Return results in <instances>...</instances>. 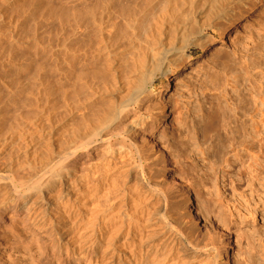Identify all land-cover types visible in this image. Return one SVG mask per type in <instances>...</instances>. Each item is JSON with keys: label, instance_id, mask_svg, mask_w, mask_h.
Here are the masks:
<instances>
[{"label": "bare ground", "instance_id": "1", "mask_svg": "<svg viewBox=\"0 0 264 264\" xmlns=\"http://www.w3.org/2000/svg\"><path fill=\"white\" fill-rule=\"evenodd\" d=\"M257 3L263 4L262 0H11L9 4H7L9 6L7 12L9 13L5 11L1 13L2 15L0 14V24L5 21L8 25L6 30L0 29V55H2L0 65L1 61L7 57L10 66V74H12L9 93L11 95L10 102L13 109H17L20 112L23 107L26 109V107L41 105V103L38 102V94L41 89L40 87L44 85L43 81L47 80L52 73H59V66L57 65L58 63H56L58 62V58L52 43L45 42V37L50 39L52 35H56L57 39L63 40L61 53L66 55L64 64L67 70L62 72L61 75L65 77L67 81L69 94L64 92L62 95L64 110L58 114L61 119L64 117L62 124L66 129L62 130L61 128L60 130L62 131L60 133L58 131L56 134L59 136V142L56 146L53 144L50 145L49 143L54 137L57 128H52L53 130L45 128V126L53 127L52 123H50L54 119V116H52L53 119L51 117V112L53 111L48 112L45 110L46 107L41 110V113H43L42 116L47 117L50 123L49 125L46 119L44 122H46L47 125L43 124V121L42 123H37L38 120H40L38 119L36 121L39 116L37 114L38 112L35 115L32 113L33 111L30 110L32 112L30 113L29 111L26 115V127L30 128L33 126L32 129H36L37 136H39V139L46 145H44L45 157L41 163L43 174L34 176L17 184L14 180L10 181V178L3 175L0 170V212L6 210L8 204H13L15 208H18V202L23 200L26 201L30 198L26 196L27 194H25V191L31 190H36L37 194H39V197H37L39 200L36 206H39L38 208L41 209L47 207L51 201L49 202L42 197V188L51 181V178L54 179L53 175V177L50 176L51 173L56 170L60 173L62 172L61 170L65 168L68 170L67 164L69 162L78 164V158L82 152L89 150L98 143H103L104 146H107V149L103 147L104 151L106 149V154H104L107 156L109 155L110 159H100L101 163H98V165H95L97 163L93 164L95 166L92 168L93 171H91L92 175L90 176L94 179H90V176H84L85 179L79 177L80 179L78 178V180L75 181L77 183L76 186L73 183V186L76 188L78 184V186H80V184H93L91 190H89L93 193L90 195L99 194L100 196L102 194L101 198H106L104 199L106 200L105 202L104 200L102 201V204L104 203L103 206L99 202L100 209L102 207L103 209L98 214V210H95L98 206L95 208L92 207L101 199L96 195L97 199L93 197V204L89 202V205H92L88 207L89 209L83 210L82 208L84 207L80 208L79 206L75 213L70 211L72 213L70 217L64 218L65 216L62 217V215L57 221V225L59 226L64 224L69 226L71 223V226H66V232L71 236V238L68 239L73 241V245L76 249H80L81 253H83L81 249L84 247L83 250L85 252L86 247L88 261L92 262V260H94L96 264V262H99L96 261V257L99 256L101 259H104L103 264H199L193 261V259H197L200 254H211V252L214 253V256L209 260L207 259V264H219V262L223 261L221 258L229 253L231 244L230 231L227 234L223 232L222 235L225 234L226 239H222L225 235L218 239L217 230V233H214L215 231L211 233L209 229L206 230L208 232L210 231V235H208L209 241L213 240L217 235L216 238L218 240H215H217V243L219 242L218 245L221 246L219 247L217 245L216 247L213 245L210 247L211 244L209 246L207 242L203 243L201 241V239L205 237L204 235L202 237L201 234L197 232L198 230L196 232L194 228H192L194 231L192 229L190 230V226L185 224L188 218L190 222L192 220L197 222L194 226L199 227L200 213L206 210V208L208 210L207 204L205 205L206 202H203L207 198H205V200L202 199L203 201L201 200L202 202L200 205L198 204L200 202H195L192 198L191 190L187 186L191 185V181L194 180H190V178H193L190 177L188 181H185L190 184H181L182 182L180 183V180L177 179L175 175L172 176L171 180L167 179L168 184H166V186H171L170 189H173L172 191L175 192L173 194L177 195V198L175 197V203L172 202V208H176L179 213L178 215H181V217H187H184L186 219H184V221L180 220L181 217H179V219L174 217L175 219H173V215L171 217L173 220L169 219L167 216L169 212H167V210L172 204L169 203L172 201V199L170 200L171 197L169 198L167 195L169 190H166L167 192L164 194L162 189L166 186L161 189V192L158 189V183L156 184V182H158L156 181L157 179L155 180L156 182L154 181L155 184L152 182L153 176L155 175H152V172L154 173L155 171L153 169L151 172L147 170L151 165L148 163V157L146 155L143 156L144 152L142 153V150H140L138 146L135 145L134 141H132L133 139L129 137L130 134H134L136 127L140 126L141 123H135L132 127L129 126L130 128L126 131V126L122 127V129L124 128L122 131L118 130L120 126L118 129L116 128V132L111 129L112 133H109L108 130L112 126H115L123 115H127V111L130 107L138 105L141 98L150 89L152 91V87L156 80H159L158 78L161 77L166 82L164 90L161 92L162 95L170 90V84L167 82L170 74L173 72L176 75L175 87H180L184 81L186 72L194 65L193 57L188 55V52L193 48L200 49L203 53L198 60L203 59L206 56L205 54L210 56L216 53V55H218L221 51L224 52L223 50H226L224 46L227 42L225 34L232 24V20L235 18L234 12L237 9H242V11L246 10L248 7H253ZM99 6L103 8L102 10H104V13L98 14V11L102 12V10H97V8H100ZM257 29L258 35H262L263 37L264 21L259 23V28ZM210 31L219 36V41L213 46H211V44L214 39L208 35ZM67 43H70L72 47L69 48ZM214 47L215 49L212 51ZM252 49L254 50V48ZM256 52L258 51H255V54ZM44 54H48L51 59V61L48 60L50 61L48 66L45 64L46 58L43 60ZM221 58L223 59V56ZM236 58L235 54H232L227 59L226 63L223 62L226 64L225 67V64H223V82L221 84L216 83L218 85L220 84L217 90L219 94L216 93L218 103H212L215 106L213 108L211 107L212 112L210 113L209 111L207 116L210 118L216 116L220 118L222 122L221 130L217 133L216 137L217 156L215 157L219 159L223 158L224 164H226L227 167L234 166L235 169L238 168L237 174L239 176L245 175L249 179L255 178L259 180L264 177V68H258L260 71L256 72H254L252 68L254 74L251 76V71L249 74L250 77L248 75L246 79H244V75L242 76L241 74L244 82L240 83L239 79L241 77L239 78V70L237 73H234L233 68L234 64H236ZM242 58L244 60V57H241V59ZM223 60L225 61V59ZM246 61L245 59V63H250L251 60ZM239 63L240 62H238V66L240 65ZM257 64L255 66H258ZM242 65L241 67L243 69ZM251 65L253 64L251 63ZM236 70L237 69H235V71ZM133 75L134 77L132 78ZM59 80H61V77H59ZM125 81H130V83H128L130 85ZM97 82L102 83L103 87L101 86L102 88H98ZM124 82L127 84L125 87L123 86L125 84ZM128 86H130V89ZM52 88L54 87L52 86ZM214 90L216 91V89ZM33 91H36V94ZM197 96L199 95L196 94V97ZM23 97H25V101L23 104L21 102L22 108L19 110L20 103L19 106L17 103L20 101L17 102V100H21ZM191 107H193V105ZM18 116L19 115H17V117ZM2 120L3 119L0 120V123ZM68 124H70L69 127ZM142 124H144V121ZM5 135L8 134L6 133ZM8 137L0 140V147L1 143L4 144L7 141ZM193 138L194 136L192 140ZM196 140L197 139L194 141ZM216 141L214 142L216 143ZM55 142L57 141L55 140ZM206 143L207 141L200 142L197 145V150H199L200 154L203 156L211 157L210 154L206 153V149L202 148L203 146L205 147ZM172 147L174 146L172 145ZM187 147L189 148L188 145ZM174 151L175 149L173 152ZM175 153H177V151ZM225 154H230L233 159H224ZM102 156L104 157V155ZM111 157L113 161L116 159L120 162L122 161V165L120 166L116 161L114 163ZM177 157L178 156H176V158ZM132 163L133 166L135 165V168L131 166ZM75 167V170H73L78 173V168ZM82 169L83 166L81 167V170ZM133 169H136L135 171H137L139 175L138 178L141 177L143 179L144 185L138 184L140 182L138 179L136 180V184L138 185V187L136 186L137 188H134L135 185L132 187L128 186V184L134 180ZM82 171H84V169ZM47 172L48 174H45ZM74 172L72 174L75 176L76 173ZM84 172L85 174L87 173L86 170ZM155 173L158 174V172ZM63 174L60 175L64 176ZM80 174L83 173L80 171ZM156 176L157 175H155V177ZM222 178H228L227 174H223ZM91 180L93 181L91 182ZM228 180L229 178L227 181ZM230 180L233 181L232 178H230ZM68 183L70 184V182ZM87 185L85 187L88 190L90 185H88V187ZM160 185L162 186V184ZM139 186H142V188L139 189ZM215 188L219 197L225 195L221 187H219V184L215 183ZM126 191L128 192L127 195L123 194ZM159 191L162 194V203L165 205V208L161 210L160 217L155 216V219L161 218V221H159L161 223H158V228L155 226V229L153 228L154 230L151 225L150 227L148 226L151 230L140 233L143 229L139 231V224L136 222L138 219L134 220L138 216L134 218L133 215H136L138 212V214H144L147 218L151 216L149 215L147 207H142L141 205L145 204V197H149L154 192L155 194L159 193ZM83 192H85L86 195L87 191L83 190ZM81 194L83 193L81 192ZM173 194L170 196H173ZM44 195L46 194L44 193ZM69 195L71 194L69 193ZM90 195H87V197H90ZM77 196H79V194H76L75 197L77 198ZM147 199V201H150L152 197L151 199ZM76 200L77 199H75V201ZM78 200L83 202V199L81 200L79 198ZM85 200L84 202L89 201ZM159 201L157 200V202ZM223 201L224 202L221 201L223 206L227 207L230 217L233 219L235 215L233 207L229 205L227 199H223ZM84 202L80 204H84ZM155 204L157 205V203ZM28 205L24 203L19 210H28L27 216L32 212V210L28 208ZM78 205L79 203H77L76 206ZM63 206L62 209L64 208ZM73 207H75V205ZM71 209L70 207V210ZM63 210H65V208ZM73 210H75V208ZM16 212L18 213V210ZM69 213L67 212V214ZM170 213H172V211ZM205 214L204 218H206ZM44 215L46 216L47 214L45 213ZM142 219L140 223L143 222ZM152 220L150 222L153 224ZM1 221L2 219L0 216V225ZM57 222H55V224ZM231 223L235 225L237 220L233 219ZM141 225L143 226L144 224ZM55 228H57V226ZM241 233H237L240 234L238 236L239 238L242 237ZM214 234L216 235L214 236ZM212 242L216 243V241ZM149 246L151 249L154 248L155 251L152 252V254L148 252L151 255L148 256L149 258L147 261L145 259L142 260V252L139 254L140 251L139 253H135V251H137L136 249H147ZM68 251L67 245L66 253H69ZM241 261V264H258L257 261H250L247 258H242ZM87 264H89V262ZM221 264H225V262Z\"/></svg>", "mask_w": 264, "mask_h": 264}, {"label": "rangeland", "instance_id": "2", "mask_svg": "<svg viewBox=\"0 0 264 264\" xmlns=\"http://www.w3.org/2000/svg\"><path fill=\"white\" fill-rule=\"evenodd\" d=\"M10 1L11 0H0V14L5 11L7 12L8 10L7 8L9 7L7 4H9ZM262 3L263 4L257 3L255 6L248 7L246 10H243V11L242 9L241 10L237 9L234 12L235 18L232 20V24L229 26L225 34L226 35L225 38L227 41L226 45L224 46V48L226 47L225 48L226 50H223L225 53L222 51L221 53H218L220 57L216 55L217 53L215 55L213 54L210 56H207V54H205L206 56L203 59L198 60V58L202 56L203 53L200 49L193 48L191 51L188 52V55L193 57L194 65L192 68H189L188 71L186 72L184 76V81L180 87H175L176 75L173 72L172 74H170L168 78V82H167L170 84V90L168 92H165L162 95L161 92H163L166 82L163 80V78L161 77L158 78L159 80H156L154 86L152 87V91L150 89L141 98L138 105L130 107L127 111V115H123V117L120 119L121 121L119 120L115 124V126H112L108 130L109 133H112L111 132L112 130L116 132L118 127L120 126V129L118 130L122 131L124 130V128L122 129V127L126 126V129H125L126 131L130 127L134 126L135 123H138V124L141 123L140 126L136 127L134 134L133 133L132 135L130 134L129 137H131L133 139L131 140L134 141L135 145H137L138 148L142 150L141 152L142 153L144 152L143 156L146 155L148 157V160L150 161V162L148 161V163H150L151 165H150V168H148L147 170L151 172V170L153 169L155 172H158V174L155 172L154 173L152 172V175L155 174L157 175L156 177H158L156 178L154 175L152 182H154L157 179L156 181L158 182L156 181L155 182L156 184L158 183L157 185L160 191L163 187L166 186V184H168L167 181L171 180L172 176L174 175L177 179L180 180V181L178 180L180 183L182 182L181 184H190L185 181H188L189 180L188 178L190 177L193 178V179L190 178V180H194V181H191V185L187 186L191 190L193 200L195 202L196 201L200 202L198 203L200 205L201 202L203 201L202 199L205 200V198H207L206 199L207 201L205 200L203 202L204 203L206 202L205 205L207 204L206 206H208V210L205 207L206 210H203V212L200 213L202 218L200 216L201 223L199 222L198 224L199 227L194 226L195 224H197V222L192 220L194 223L192 221L191 223L190 220H188L186 216L181 217V215H178L179 213L176 208H172L173 203H175V200L177 198V195L173 194L175 192L172 191L173 189H170L171 186H168V187L166 186L165 187L166 189L165 188L162 189L164 194H166L167 192L166 190H169L167 195L169 196V198L171 197L170 200L172 199V201H170L169 203L171 204L173 202L170 205L171 207L169 206L170 208L167 210V212H169L167 213V216L171 220L175 218L179 219V217H181L180 220H183V221L185 219L184 217H186L187 222H185V224L191 227V228L189 227L190 230L192 228L195 229V232L198 230L197 232L201 234L202 237L203 235L205 237L207 236L206 237L207 239L203 237L204 239L202 238L201 241L203 243L207 242L209 246L211 244L210 247H212L213 245L217 247V245L219 244V242L217 243V240L220 239L221 236L223 237L225 234H227L230 231L229 234H230L231 244L229 247V253L225 254L223 256L224 258L223 257L221 258V260L223 261L220 260L221 262H219V264L224 263V262L225 264L226 263L241 264L242 258H247L250 261H254V262L257 261L258 264H264L263 263L264 262V258H263L264 257V220H263L264 219V177L257 180L255 178L249 179L245 175L239 176L237 174L238 168L235 169L234 166L227 167L226 164H224L223 158L219 159L218 157L217 158L215 157L217 156L216 155V146H217L216 137H217V133L221 130L222 122L220 118L216 116H212L211 118L207 116V113H209V111L211 113L212 108L215 106L212 103L214 102L218 103V97L216 93L219 94L217 90L219 88V85L223 82V73H224L223 64L227 62V59L229 58L230 55L235 54V58L237 57L236 64H234L233 68H234V73H237L239 70V78L240 77L241 78L240 79L238 78V79L240 83L244 82L243 78L244 79L248 78V75L250 74L251 71H252L251 72L252 74L250 75L252 76L254 74L252 68L254 69V72L260 71L258 68L260 69L264 68V48H263L264 47V43H263L264 35L263 37L262 35L259 36L257 32L258 31L257 28H259V23L264 21V0H262ZM102 9H103L102 7L97 8V10H102ZM102 13H104V10H102V12L98 11V14H102ZM2 23L0 24V29L6 30V28L8 27L7 23H5V21ZM208 35L214 39L212 40L211 46L215 45V43L219 41V36H217V34H213L210 31ZM62 41L63 40L57 39L56 35H52L50 39L48 37H45V42L46 43L51 42L54 48V51L56 52V56L58 58V62L56 63H58L57 65L59 66V73L54 72L51 74V76L47 80L43 81L44 85L40 87L41 89L38 94V97H39L38 102H40L42 105V106L39 105L40 107L35 105L36 107L35 106L26 107V109L24 107L22 108L21 105L25 101V97H23L21 100H17V102L20 101L17 103L18 106L20 103L19 110L20 108H22L20 112L17 109H13V106L10 102L11 95L9 93V89L11 88V82H12L11 80L12 74H10V66H9L7 57L6 59H3L1 61V65H0V120L1 119L3 120L0 123V140L8 137V135L9 137L7 138V141L4 144L1 143L0 170L2 171L3 175L10 178V181L14 180L16 181L17 184L23 181H26L34 176H40V174H43V167L41 163L43 162V158L45 157L44 148L46 145L43 141H41V139H39V136H37L36 129H32L33 126L30 128L26 127L27 124H25L26 123L25 119L29 111L32 110L33 112L30 111V113L32 112L35 115L38 112L37 114L39 116L37 115L38 117L37 119L36 118L35 119L36 121L38 119L40 120H38L37 123H42V121H43V124L45 125H47V123L48 125L52 123L53 127L45 126V128H48V129H52V128L58 129L59 128L58 130L56 129V133H54L55 138L52 135L54 140L52 138L51 142L49 143L50 145L52 144L55 146L56 144L58 145L59 136L56 134L58 133V131L60 133L63 129H66L63 127V124H62V120H64L63 119L64 117L61 119L60 115L58 114L59 112L61 113L64 110V102L62 101L63 93L66 92L67 94H69L68 88H67V85H68L67 81L65 77H62L61 75L62 72H65L67 70L65 67L66 65L64 64L66 55L61 53V46L63 45ZM67 46L69 48L72 47L70 43H67ZM252 48H254V50ZM214 49L215 47L212 49V51ZM259 49H261L262 51ZM255 51H258V52H256L255 54ZM228 53H232V54H228ZM210 54H211V51H210ZM1 56L2 55H0V59H1ZM45 56H47L48 58ZM222 56H223V59H225V61L221 58ZM239 56H240V60H239ZM241 57H244V60L243 58L241 59ZM258 57L260 58V60ZM44 59L46 61L45 64H47L48 66V63L50 64V61H51L48 54L47 55L44 54L43 60ZM214 59H219V60H214ZM245 59L247 61L251 60L250 63L247 61H246L247 63H245ZM252 59L254 60V62ZM257 59H258V62H257ZM241 60H242V63H241ZM213 61L218 64H215ZM238 62H240L239 63L240 67L238 66ZM255 62L256 64L258 63L257 65L260 67L255 66L256 65ZM248 63L250 64V66ZM251 63L253 65H251ZM241 65L243 66V69ZM53 66L55 67L54 63H53ZM225 66L226 64L224 65V67ZM235 69L237 70L235 71ZM244 69L246 70V72ZM241 74L242 76L244 75L246 77L243 76L242 78ZM59 77H61V80H59ZM133 77L134 75L132 76V78ZM97 83H98L97 85L98 88L103 87L102 83L100 82H97ZM126 83L127 84L130 83V81ZM126 83L123 85L124 87L125 85H127ZM216 83H220V84L218 85ZM52 86L54 88H52ZM128 88L130 89V86H128ZM213 88L216 89L217 92ZM33 92L36 94V91H33ZM196 94L199 96L196 97ZM214 95L217 97V99ZM192 105L193 107H191ZM35 108L37 111L35 110ZM207 108L209 109L211 108V109L209 110ZM42 109H45L48 112L53 111L51 112L52 113L51 117L54 116V119L52 117L53 122L51 121L49 123L47 120V117L42 116L43 114L41 113ZM14 113H16L19 116L17 117V115ZM221 113H222V110H221ZM45 119L47 120L46 121L47 123L44 122ZM143 121H144V124H142ZM197 123H198V126H197ZM69 126L70 124H68V127ZM61 128L62 130H60ZM6 133L8 135H5ZM192 135L194 136L193 140H192V137H193ZM195 139L197 140L194 141ZM55 140L57 142H55ZM199 141L201 143L207 141V143L205 144V147L203 146L202 148L206 149L207 151L206 153L210 154L211 157H206L200 154V151L197 150V145L200 143ZM214 141H216V143ZM172 145L174 147H172ZM187 145L189 146L190 149L187 147ZM103 147H106L107 149V146H104L103 143H98L97 145L91 147L89 150L82 152L78 158V164H74V162H69L70 165L69 163L67 164L69 171L65 168L67 172L65 169H62L61 170L62 172L60 173L57 170L53 171L54 173L53 172L51 173L50 176L51 177L54 176V179L51 178V181H49L47 185L45 184V186L47 187L43 186L42 188V193H43L42 197L47 199V201L49 202L51 201L47 207H44L41 209V208H38L39 206H36L39 200V198H37L39 197V194H37L36 190H31V191H25V194H27L26 196H29L30 198H28L26 201L23 200L21 202H18V205H17L18 208L17 207L15 208L13 204H8L6 206L7 209L0 212V216L2 219L1 225H0V264H87L88 262L89 264H92V263L95 264L94 260H92V262L88 261L89 259H87L88 255L86 253L87 252L86 247H85V252L83 250L84 247L81 249V251L83 252L81 253L80 249L75 248V246L72 243L73 241L68 239V238H71V236H69V234H67L66 231H67V227L71 226V223L69 222L70 223L69 226L67 224H64V225H61L62 226L61 227L57 225L58 224L57 221L62 215H63L62 217L65 216L64 218L70 217L72 213L76 212L79 206L80 208L84 207L82 208L83 210L89 209L88 207L92 206L91 204L89 205V202L93 204V197L97 199L96 193H95L96 195L94 194L93 196L90 195L93 193L89 191L91 190V186L93 184L91 185L88 184L90 185L89 187L86 184L88 187V190H87V188L85 187L86 186L85 184H82V185L80 184V186H78L79 185L78 184L76 188L75 186L77 183L75 181H77L79 177L80 178L82 177V179H85L84 176L92 175V172H91L93 171L92 168L95 165H98V163H101L102 159H107V158L110 159L109 155L108 156L105 155L106 149L104 151ZM207 148L210 150H208ZM174 149L175 151L173 152ZM176 151L178 154L175 153ZM102 155H104V157ZM175 155L178 157L176 158ZM225 158H228L231 160L233 159V157L230 154H225L224 159ZM111 160H112V157H111ZM115 161L116 163H119L120 166L122 165L121 164L122 161L120 162L118 161V159H116ZM115 161L113 162L115 163ZM73 166L74 167L76 166L75 168H78V173L74 172L75 169ZM82 166H83L84 171L86 170L87 172L86 174L84 171H82L83 169L81 170ZM131 166H133V163ZM133 168H135V165L133 166ZM79 169L81 173L83 174H80ZM133 170H134L133 179L135 181L132 179L134 182L131 181L130 184H128V186L132 187L135 185L134 188L136 186L138 187V185L136 184V180L138 179L140 182H142V183L139 182L138 184L144 185L143 179L141 177H140L141 179L138 178L139 175L137 171H135L136 169H133ZM73 172L76 173L78 176L76 174L74 176V174H72ZM45 174H48V172ZM60 174H63L65 178L64 176ZM223 174L224 175L227 174V177L229 178L228 181H227L228 178L226 179L222 178ZM184 178L185 179L187 178V179L185 180ZM230 178H232L233 181H231ZM90 179H94V178L93 177L91 178L90 176ZM71 180L74 182H72ZM92 181L93 180H91V182ZM68 182H70V184ZM73 183L75 184V186H73ZM215 183L219 184V187H221L223 194H225L223 195V197H219L218 192L216 191V188H215ZM160 184H162V186ZM139 187H140L139 189L142 188V186H139ZM71 188L72 189L75 188L74 189L75 191L72 190ZM83 190L87 191L86 195H85V192H83ZM160 191L159 193H156V194L155 192L152 193L153 195L151 194L149 197L144 196L146 198V202L145 204L141 206L147 207L149 215L152 216L151 217L147 215L149 216L148 217L149 220L144 214L143 215L138 214V212L136 213V215H133L134 218L135 216H138L134 220L138 219L136 221L137 224H139L138 230L140 231L141 229H143V231L141 230L140 233H145V231L151 230V228L149 229L151 225H152V229L153 228L155 229V226L156 228H158L157 224L161 223L159 222L161 221L160 220L161 218H157V220L159 219L158 221L155 219L156 218L155 216L160 217L161 210H164L165 208V205L162 203L163 200L161 198L162 194L160 193ZM81 192L83 194H81ZM44 193L46 195H44ZM69 193L71 195H69ZM102 193L104 194L103 191ZM127 193L128 192L126 191L123 194L127 195ZM76 194L77 195L79 194L77 198L75 197ZM172 194L173 196H170ZM87 195H90V197L91 196L92 197L91 198L89 196L87 197ZM196 195H198L199 197ZM97 196H99V194ZM84 197L85 198L87 197L86 200H89V201H86ZM101 197H102V194L98 198H101ZM79 198L81 200L83 199L82 200L83 202L84 200L86 202H84V204H80L83 202L78 200ZM147 198H150L151 200L149 199L150 201H147L148 200ZM75 199H77L78 201L77 200L75 201ZM104 199L106 198L105 197L103 199L101 198L100 201H97L95 205L92 206L93 208L98 206L95 208V210H98V214L103 209V207L100 209V204H102V201ZM223 199H227V201H229V205L233 207V212L235 214L233 219L237 220V223H235V225L231 223V220L233 219H231L230 213L227 210V207L223 206L222 204V202H224ZM157 200L158 201L160 200V201L157 202ZM105 201L106 200H104V202ZM24 203L25 205L29 204L28 208L32 210L29 216L26 215L28 214V210L23 209L22 211H19L22 205H24ZM77 203H79L78 206H76ZM153 203L154 204L157 203V205L156 204L154 205ZM159 204L160 205L162 204L161 207L163 208H161ZM63 205H65L66 207ZM74 205L75 207H73ZM62 206L65 208V210H63L64 208L62 209ZM70 207L72 208L71 210H70ZM74 208L75 210H73ZM153 209L155 210V212ZM17 210H18V213L16 212ZM66 211L68 213L71 211L72 213L70 212L69 214H67ZM171 211L174 214L170 213ZM204 212L205 213L208 212V213L205 214ZM43 213L44 214L46 213L47 215L45 216ZM58 213H59V216H58ZM204 214L206 215L205 216L206 218H204ZM176 215L178 218L176 217ZM141 219L144 223L143 222L140 223ZM53 220H54V223H53ZM151 220L153 224L155 223L154 225L150 222ZM203 220L206 222L208 221V222L206 223ZM55 222L57 223L55 224ZM141 224H144L143 225L144 227ZM55 225L57 226V228H55L56 227ZM62 228L64 231L62 230ZM194 229L192 230L194 231ZM208 229L211 231V233H213L214 231H215L214 233L218 232V237L216 234H214V236L216 235L218 239L215 237L213 238V240L209 241L208 235H210V231L209 232L206 231ZM62 231L65 233H63ZM223 232H225L224 235H222ZM237 233H241L242 237L239 238L238 236L240 234H237ZM222 239H226V235ZM212 241L214 242L216 241L217 244L213 243ZM67 245H68L69 253H66ZM218 246L221 247L220 245ZM152 249L150 246L147 249H144V248L139 249V250L136 249L137 251H135V253H139L140 251L139 254H141L142 252L141 254L142 260L145 259L147 261L149 258L148 256L151 255L152 252L155 251V249L154 250ZM148 252H150L151 254H149ZM82 254H83L84 259L82 257ZM206 254L207 253L200 254L197 259L195 258H194L195 260L193 258L192 259L193 261H196L199 264H202V262L203 264H207L208 260L214 256V253L211 252V254L210 253H208L207 255ZM259 257L262 259H260ZM99 258H100L99 256L96 257L97 259L96 261L100 262V263L96 262V264H103L104 259L100 258L101 259L100 260Z\"/></svg>", "mask_w": 264, "mask_h": 264}]
</instances>
